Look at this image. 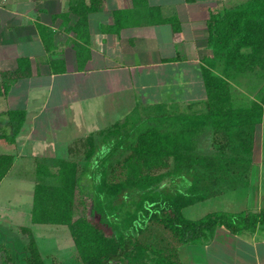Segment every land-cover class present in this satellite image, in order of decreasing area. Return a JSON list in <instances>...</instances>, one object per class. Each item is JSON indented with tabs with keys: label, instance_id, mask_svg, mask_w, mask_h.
<instances>
[{
	"label": "crops",
	"instance_id": "crops-1",
	"mask_svg": "<svg viewBox=\"0 0 264 264\" xmlns=\"http://www.w3.org/2000/svg\"><path fill=\"white\" fill-rule=\"evenodd\" d=\"M246 1L0 0V154L12 157L0 184L18 163L32 172L28 209L19 203L12 209L11 198L0 201L1 240L25 241L27 229L39 250L34 230L44 227L50 230L40 243L62 233L60 244L70 239L69 247L75 249L70 231L58 232L60 226L69 230L66 225L33 219L36 185L50 180L52 163L58 169L59 161L80 147L71 146L76 137L87 138L121 121H115L116 112L126 116L135 106L177 108L166 112L189 117L208 112L203 81L212 54L208 20ZM9 110L25 113L14 139L6 125ZM260 126L264 122L257 126L256 141ZM208 134L226 138L225 128L204 127L196 138V154L233 153L231 146L213 147L218 139ZM87 146L81 147L84 153ZM253 152L250 164H225L230 172L246 168L243 173L201 182L208 196L183 207L182 214L199 219L213 212H259L264 207V161ZM52 244L59 245L57 240ZM74 257L70 264H82ZM174 260L264 264V227L234 234L217 225L205 242L176 245Z\"/></svg>",
	"mask_w": 264,
	"mask_h": 264
},
{
	"label": "trees",
	"instance_id": "trees-1",
	"mask_svg": "<svg viewBox=\"0 0 264 264\" xmlns=\"http://www.w3.org/2000/svg\"><path fill=\"white\" fill-rule=\"evenodd\" d=\"M207 25L212 51L203 78L210 101L208 112L189 117L153 107L143 118L142 108L135 106L123 119L125 130L108 132L98 144L92 135L87 137L84 154L88 165L83 171L77 173L74 161L60 160V183L41 181L36 185L33 219L66 225L82 264H176V245L205 242L217 225L234 234L264 227V207L259 212H213L199 219L182 214L183 207L208 196L200 187L205 179L223 180L229 173L239 175L246 170L230 172L225 164L253 161L257 126L264 122V95L258 102L235 108L226 79L230 73L253 71L256 66L264 74V0H247L212 14ZM24 116L23 110L8 111L10 139L19 133ZM206 126L225 128L234 154H196L197 135ZM134 138L139 146L131 145ZM129 149L171 157L172 165L148 178H109V158ZM11 162L10 155L0 154V180ZM84 197L91 202L92 218L82 212L73 220V207ZM29 251L30 264H43L31 235ZM10 253L0 243V264H16Z\"/></svg>",
	"mask_w": 264,
	"mask_h": 264
},
{
	"label": "rangeland",
	"instance_id": "rangeland-1",
	"mask_svg": "<svg viewBox=\"0 0 264 264\" xmlns=\"http://www.w3.org/2000/svg\"><path fill=\"white\" fill-rule=\"evenodd\" d=\"M259 67L256 66L253 71H247V72H235V73H230L227 75L226 79L229 83V91L231 94V99L232 103L234 106H249L251 105L252 102H258L259 99L264 95V74H259ZM146 109V110H144ZM149 107L147 108H142V117L146 118L147 113H151ZM162 109V110H161ZM158 109L161 111H180L179 110H172V109H177V108H168L165 109L164 107ZM155 110V109H154ZM186 111V109H183ZM161 111L159 113H161ZM131 112V111H130ZM129 112V113H130ZM170 113V115H173L175 113ZM122 111L114 113L115 115V121L123 118L124 120L126 119V116L121 114ZM156 114L158 112L152 111V114ZM153 114V115H154ZM121 120L119 124H117L114 127H111L109 130V127L102 129L104 131V134H101L99 132H92L90 135L94 137L93 141L95 144H98L100 140L103 139V136L106 135L108 132H111L113 130H125L126 124L123 122L124 120ZM260 126V132L258 133L257 136V141L256 145L254 147V150L257 152L256 158L259 159L260 157L264 161V127ZM146 129V126H143L142 132ZM101 131V130H100ZM69 133H76L78 135L79 131H69ZM136 133H134L135 135ZM209 137L212 138H217L218 142L216 143L213 141L214 144H212L213 147H222L223 150H228V141L226 138H222L220 134L218 135H211L208 134ZM111 137V136H110ZM134 136H132L133 138ZM88 138H82V137H76L72 145H78L80 147L78 148H73V152L70 155L65 156L68 158L66 161H74L77 165V173L83 171L87 165L88 161L85 158L84 150L81 148L84 144V142ZM222 143V144H221ZM132 146H139L138 140L134 138L133 143L131 144ZM76 152V153H74ZM64 157V156H62ZM52 163V162H51ZM55 163H52V176L49 180L50 184L57 185L59 182V169H56L54 166ZM109 178H112L113 180H118L120 178H127V177H135V178H148L151 177L152 175L166 171L169 169L172 165V159L171 157H168L167 159L165 156H155L154 154H142L135 152L134 150H125V151H117L114 153L109 158ZM50 165V166H51ZM57 165V164H56ZM28 165H26V168L24 166H21L19 163L16 165V167L13 169L12 172H10V175H8L7 179L3 181L0 184V201L4 199H10V204L12 205V209H14V206H17L15 203H19V207L21 209H28L30 207V200L29 194H30V185H29V179L32 176V172L27 168ZM56 169V171H55ZM55 171V172H54ZM209 183L211 181L208 180ZM81 201L84 202V204L81 205ZM79 201V203L75 204L73 207V220L76 219L77 217L81 216V213L84 212L88 214L89 219H91V212H90V207H91V202L88 201L87 198L84 197ZM85 208V209H84ZM26 223V222H25ZM18 229V228H17ZM55 228L53 227V230ZM50 230L47 228L34 230L36 233V239L37 243H39L40 248L38 252L42 255V260L44 264H70V259L72 260L76 256V251L75 249L70 248L71 242L70 239L66 243L60 244L65 239L64 234L61 232H66V234H69V230L66 229V227L63 228V226L59 227V231L61 235L58 233L52 234L53 236H50L49 238L52 239L51 241H47V245L45 243H40V240L43 238H46L47 236L45 235V231ZM61 230V231H60ZM65 230V231H64ZM20 232L19 230H17ZM25 241H14L13 244L9 243L10 237L5 241L1 240V238H4L5 236H0V243L5 246L6 250L10 253L12 256V261L16 264H30L28 262V259L30 258V251H29V243L27 242L28 239H30V235L28 233H22ZM50 234V233H49ZM69 236L66 235V238H69ZM57 240L58 246L55 244L51 245V242H54ZM29 241V240H28ZM60 241V242H59ZM46 247L45 249L43 248ZM38 249V248H36ZM27 257V258H26ZM74 260V259H73ZM68 261V262H65Z\"/></svg>",
	"mask_w": 264,
	"mask_h": 264
}]
</instances>
